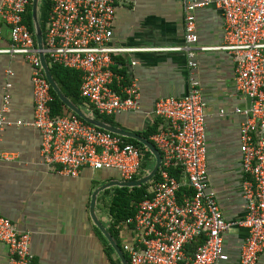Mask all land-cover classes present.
<instances>
[{"label": "built area", "instance_id": "1", "mask_svg": "<svg viewBox=\"0 0 264 264\" xmlns=\"http://www.w3.org/2000/svg\"><path fill=\"white\" fill-rule=\"evenodd\" d=\"M31 0H0V24L9 32L3 54L22 56L31 69L33 112L29 124L40 135V157L48 168L59 167L76 178L83 168L116 171L120 181L147 176L154 158L144 147L89 125L70 111L52 114L54 97L45 78L36 41L25 24ZM215 7L223 18V42L199 47L196 11ZM184 44L170 48H129L112 45L115 0H50L43 33L48 68L57 66L80 74L79 97L90 115L114 117L139 109L135 81L116 71L114 58L145 52L184 54L188 92L157 100V126L150 136L160 154L156 176L146 197L132 203L133 215L123 221L130 239L122 245L129 264H227L225 236L231 229L246 233L238 264H257L264 252V0H183ZM227 52L234 63V91L248 101L235 108L239 126L243 218L226 221L210 187L206 165L205 102L197 77L198 52ZM132 66L136 65L132 61ZM7 75L11 72L7 71ZM10 83L2 88L0 143L12 124L8 119ZM222 113V112H221ZM150 154V153H149ZM151 155V154H150ZM13 158L0 150V163ZM152 166V167H151ZM0 244L8 250L7 264H35L31 235L0 215ZM194 246L192 254L188 247Z\"/></svg>", "mask_w": 264, "mask_h": 264}, {"label": "crops", "instance_id": "2", "mask_svg": "<svg viewBox=\"0 0 264 264\" xmlns=\"http://www.w3.org/2000/svg\"><path fill=\"white\" fill-rule=\"evenodd\" d=\"M182 4L183 0H115L112 45L129 48L183 45ZM196 32L199 47L221 46L220 11L215 7L197 10ZM10 44L8 29L0 24V51L7 50ZM114 61L113 69L135 81L140 92L137 111L111 117L115 128L142 136L148 128L157 126L153 116L157 100L180 98L189 90L186 58L182 53L119 55ZM132 61L136 65L132 66ZM196 62L206 106V165L210 187L217 195L224 219L239 220L245 212L239 152L242 116L235 114L234 109L246 107L248 101L234 91V63L227 52H198ZM30 74V66L22 56L0 53V102L2 88L8 82L11 85L8 119L12 123L21 122L20 126L7 127L2 134L0 150L13 160L0 163V215L19 231L31 235L35 264H129L122 245L130 239V233L113 208L120 187L100 192L94 211L118 251L96 228L89 213L92 193L105 184L120 181L117 172H92L83 168L78 177L71 178L61 174L59 167L48 168L43 164L40 135L29 125L33 112ZM245 237L242 229L234 228L226 234L227 264H238ZM7 263L8 250L0 244V264ZM257 264H264V252Z\"/></svg>", "mask_w": 264, "mask_h": 264}, {"label": "water", "instance_id": "3", "mask_svg": "<svg viewBox=\"0 0 264 264\" xmlns=\"http://www.w3.org/2000/svg\"><path fill=\"white\" fill-rule=\"evenodd\" d=\"M39 1L40 0H31V18H32V23H33V35H34V38L36 41V47H37L39 59H40V62H41V65H42V68L44 71L45 78L48 81V83H49L52 91L56 95L57 99L63 104V106L68 111H70L73 114H75L76 116H78L84 122H86L89 125H92L94 127H97L101 130L119 135V136L124 137V138L132 139V140L138 142L144 148H146V150L154 158V166L147 176L142 177V178L135 180V181H131V182H120V181L110 182V183L105 184V185L101 186L100 188L96 189L91 195L90 204H89V213H90V216L92 218V221H93L94 225L96 226V228L111 243L113 248L116 251H118L116 246L112 243L111 238L108 236L106 230L104 229L102 224L97 220V218L95 216L94 211H95L96 197L100 192L104 191L107 188L113 187V186L120 187V188L132 189V188H139V187L147 184L148 182H150L156 176V173H157L158 168L160 166V161H161L160 154H159L158 150L155 148V146L150 141H148L147 139L142 137L141 135L136 134V133H130V132L123 131L119 128H115L111 125L104 123L101 120L96 119L94 116L85 113L83 110H81L78 106H76L74 103H72L68 98H66L63 95V93L60 91L57 84L53 80L52 76L50 75L49 68L46 64L45 57L43 54V33H42L41 28H40L39 21H38V15H37L38 14V3H39ZM122 260L124 263V259H122Z\"/></svg>", "mask_w": 264, "mask_h": 264}, {"label": "trees", "instance_id": "4", "mask_svg": "<svg viewBox=\"0 0 264 264\" xmlns=\"http://www.w3.org/2000/svg\"><path fill=\"white\" fill-rule=\"evenodd\" d=\"M42 3V14L44 13L43 20L40 21V27L42 30V33H44L45 29V22L47 17V12L50 6V0H40ZM42 17V15H41ZM40 17V18H41ZM39 18V19H40ZM25 24L27 25L29 31L33 32V23L31 18V5L28 7L27 14L25 16ZM50 75L52 76L53 80L57 84L60 91L63 93V95L68 98L72 103L76 105H83L84 101L79 97V86H80V74L73 70L64 69L57 66H51L49 68ZM51 93L54 97V101L52 103V114L57 115L60 114L63 110H65L63 104L57 99L54 92L51 90ZM94 117L98 120L103 121L104 123L114 126L115 123L111 119V117L106 116H100L96 113H94ZM155 127L148 128L144 133H142V136L149 140L151 134L154 132ZM124 141L128 144H132L135 146L142 147L141 144L138 142L123 138ZM148 156H151L149 153H147ZM152 167V166H151ZM147 185H143L139 188H120L119 189V195L115 198V201L113 203L114 212L121 215L119 217V221H125L127 218L133 215L134 209L132 206V203H137L141 200H143L147 193H146ZM194 250V246L188 247V253L192 254Z\"/></svg>", "mask_w": 264, "mask_h": 264}, {"label": "rangeland", "instance_id": "5", "mask_svg": "<svg viewBox=\"0 0 264 264\" xmlns=\"http://www.w3.org/2000/svg\"><path fill=\"white\" fill-rule=\"evenodd\" d=\"M38 21H39V25H40V21L41 20H43V18H44V13L42 14V3H41V1H39V3H38ZM41 15H42V17H41ZM41 17V18H40ZM40 18V19H39ZM41 28V27H40ZM76 105V104H75ZM76 106H78L81 110H83L85 113H87V114H90L89 113V109L87 108V106L86 105H76Z\"/></svg>", "mask_w": 264, "mask_h": 264}]
</instances>
